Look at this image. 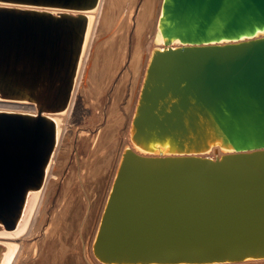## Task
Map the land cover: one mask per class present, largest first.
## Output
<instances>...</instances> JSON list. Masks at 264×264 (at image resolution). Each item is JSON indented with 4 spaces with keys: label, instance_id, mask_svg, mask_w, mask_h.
<instances>
[{
    "label": "water",
    "instance_id": "water-1",
    "mask_svg": "<svg viewBox=\"0 0 264 264\" xmlns=\"http://www.w3.org/2000/svg\"><path fill=\"white\" fill-rule=\"evenodd\" d=\"M97 2L0 0V99L36 110H0V264L45 181ZM155 32L91 255L264 259V0H160Z\"/></svg>",
    "mask_w": 264,
    "mask_h": 264
},
{
    "label": "bare ground",
    "instance_id": "bare-ground-1",
    "mask_svg": "<svg viewBox=\"0 0 264 264\" xmlns=\"http://www.w3.org/2000/svg\"><path fill=\"white\" fill-rule=\"evenodd\" d=\"M137 1L98 0L93 10L69 103L64 111L53 116L57 127L56 142L50 156L45 181L24 234H30L35 230L43 219V213L47 211V207H50L47 204L53 193V189H50L51 178L54 172L60 168L57 165V157L60 156L61 146L65 142H69L70 145L73 144L75 147L74 171L78 170L79 172L81 168L85 169V173L93 178L90 184L95 182L94 191L97 195L101 194L103 189L100 184L101 180L109 173L110 178L102 204L98 208L101 200L100 195H98L92 203L86 201V211L81 212L79 206L76 207L78 201L73 197V193L76 187L82 193L85 192L82 181L85 174L77 171L67 172L70 176L68 177V174L64 176L65 188L63 189L61 186L60 193L57 199L54 200L56 201L55 207L53 206L59 224L58 231L54 232L57 238L49 243L47 242L45 253L40 254L33 264H77L74 261L75 256L71 254L75 253L73 250L76 251L77 248L80 249L81 253L82 248H84L85 259L87 260V262L85 260L83 262V259L79 260L77 258L80 264H105L93 259L91 255L93 231L87 237L91 233L89 229L91 214L98 211L97 217L99 216L119 155L125 142H127L129 121L147 57L153 46L162 45L159 33L155 32L160 0L141 1L142 4L136 16H134ZM133 17L132 30H130V20ZM152 23L154 24L153 30H151ZM131 31L133 32L131 33ZM258 33H262V31H257L255 34ZM172 44H177V42L173 41ZM126 58L127 60L130 58V70L124 68L126 70L124 72L122 69L123 72L120 71L122 75L119 74L120 77L118 76L119 82H116L115 85L116 72L121 68V63ZM129 92L130 96H127ZM125 99H127V104H130L129 106L132 104V110L128 117L126 130L122 132L121 129L125 124L127 114L119 105ZM0 110L36 111L31 103L10 99H0ZM102 119L103 125L100 126L99 122ZM90 138L91 142L88 141ZM90 143H92V147L89 145ZM81 152L86 153L85 159L79 158ZM221 152L222 150L217 148L204 154L214 157ZM84 195L88 198L85 193ZM85 238H88L87 242L84 241ZM11 243L14 246L13 251L10 253L9 258L6 255L4 256L8 260L3 258L5 261L2 264H18L21 257L25 255V239L20 237L18 241ZM69 251L71 255L67 254ZM77 256L79 257V254ZM257 261L264 263V259H260L200 264H250Z\"/></svg>",
    "mask_w": 264,
    "mask_h": 264
},
{
    "label": "rangeland",
    "instance_id": "rangeland-1",
    "mask_svg": "<svg viewBox=\"0 0 264 264\" xmlns=\"http://www.w3.org/2000/svg\"><path fill=\"white\" fill-rule=\"evenodd\" d=\"M141 1L143 2L144 0H138L137 1V7L135 8V11H134L135 12V15L134 16H136L137 11H138L140 5L142 4ZM133 21H134V17L130 20V24H131L130 30H132V23H133ZM153 23L151 24V27H152L151 30H153V28H154V24ZM132 32L133 31H131V33ZM120 67L121 68L118 69L119 73L117 71L116 72L117 74L115 75V79H114V81H115L114 84L115 85L117 84L116 82H119L118 81V78L120 77V75H122L121 72H123V70H124V72H126V70H130L129 69V67H130V58L128 60L126 58V60H124L121 63V66ZM124 68H126V70ZM126 95L127 94L125 93V96ZM127 96H130V92L128 93ZM126 100L127 99H125L124 101H122L120 103V105H119L120 108H122L123 111L127 114V118L125 120V124H124L123 128L121 129L122 132H124L126 130L125 128L127 126V121L129 119L128 117L130 116V113H131V110H132V107H131L132 104H131V106H129L130 104L128 105L127 104L128 102ZM102 121H103V119L99 122L100 126H101V124L103 125V122ZM88 141L91 142V138ZM89 145L92 147V143H90ZM74 153H75V147H74L73 144L70 145L69 142L63 143V145L61 146V154H60V156L57 157V165L60 168H59V170H57V171L54 172V175L51 178V182L52 183H51L50 189L51 190L53 189V193L50 196V199H51L50 200L51 202L49 201L50 204L49 203L47 204V206H50V207H47V211L43 213V219L39 223V225L35 228V230H33L30 234H24L25 233L24 232L20 236L23 239H25V243H24V245H25L24 246V253H25V255L23 257H21V259H20V261H19L18 264H33V262L38 259V256L40 254L42 255V254L45 253L46 244H48L49 242H51L53 240H56L57 237L55 236V233L54 232H57L58 231L57 229H58V225L59 224L57 222L58 221V218L56 217V213L54 211V209H55L54 208L55 207L54 204L56 203V201H54V200L57 199L58 194L60 193L59 190H61L60 189L61 186L63 187V189L65 188L64 185H65V182L66 181L65 182L63 181L64 176L68 174L67 172H70V171L72 172V171L75 170V168H74L75 167V155H74ZM85 157H86V153H83V152L79 153V158L80 159H82V158L85 159ZM73 165H74V167H73ZM76 171L78 172V170H76ZM76 171H74V172H76ZM78 173L85 174L84 178L82 179V181L84 183V191H85V192L84 191L83 192L86 194V196L88 198H86L85 195H84V193H82L80 190H78V187H76V189H75V191L73 193V197L75 199H77V201H78L76 203V207L79 206V209L81 210V212L84 213L86 211V206H87L86 201L87 202L89 201L90 203H92L98 197V195H100L101 200H100V203L98 204V208H100V206L102 204V200L104 198V193H105L106 188L108 186V182H109V178H110L109 173L103 178V180H101L100 184L103 187V189L101 191V194H98V195L94 191L95 182H92V184H90V182L92 181L93 178H91L89 175H87V173H85V169L84 168H81ZM67 176L69 177L70 174H68ZM88 184H90V185L88 186ZM73 187H74V185H73ZM73 211H74V208H73ZM97 215H98V211H94L93 214H91V220H90V223L91 224L89 225V229H90V232L91 233L87 237H89L92 234L93 228H94L95 223H96V220H97ZM84 233H85V230H84ZM20 237H18V239ZM18 239H15V241H18ZM87 239L85 238L84 241L87 242ZM77 247H79V246L77 245ZM82 249H83L82 253H81L80 249H78V248L76 249V251L73 250L75 253H71V254H73V256H75L74 257L75 258L74 261L77 264H80L79 261L77 260V258L79 260H82L83 259L82 260L83 262H84V260H85V262H87V260L85 259L84 248H82ZM25 251L27 252V254H26ZM69 253H70V251L67 254L68 255H71ZM78 254H79V257L78 256L76 257V255H78ZM257 262H256L257 264H264L263 262H259V261H257ZM253 263L256 264L255 262H252L250 264H253ZM85 264H87V263H85Z\"/></svg>",
    "mask_w": 264,
    "mask_h": 264
}]
</instances>
